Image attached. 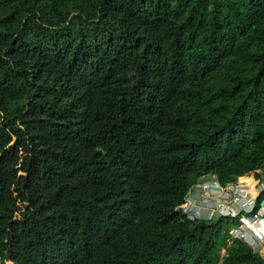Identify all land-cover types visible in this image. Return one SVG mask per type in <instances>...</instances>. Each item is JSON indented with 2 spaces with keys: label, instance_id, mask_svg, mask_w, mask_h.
Listing matches in <instances>:
<instances>
[{
  "label": "trees",
  "instance_id": "trees-1",
  "mask_svg": "<svg viewBox=\"0 0 264 264\" xmlns=\"http://www.w3.org/2000/svg\"><path fill=\"white\" fill-rule=\"evenodd\" d=\"M259 170L264 0H0L2 264H264L179 210Z\"/></svg>",
  "mask_w": 264,
  "mask_h": 264
},
{
  "label": "built area",
  "instance_id": "built-area-1",
  "mask_svg": "<svg viewBox=\"0 0 264 264\" xmlns=\"http://www.w3.org/2000/svg\"><path fill=\"white\" fill-rule=\"evenodd\" d=\"M259 175L260 170L228 185L216 175L202 178L179 210L183 209L192 220L226 216L238 219L229 231V242L238 238L264 258V176Z\"/></svg>",
  "mask_w": 264,
  "mask_h": 264
},
{
  "label": "rangeland",
  "instance_id": "rangeland-1",
  "mask_svg": "<svg viewBox=\"0 0 264 264\" xmlns=\"http://www.w3.org/2000/svg\"><path fill=\"white\" fill-rule=\"evenodd\" d=\"M234 227H235V225H231V226L229 227L230 229L228 228L229 231H230L231 229H233ZM221 255H222V256L225 255V250H222V251H221ZM8 264H12V263L8 262Z\"/></svg>",
  "mask_w": 264,
  "mask_h": 264
}]
</instances>
